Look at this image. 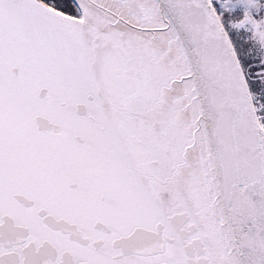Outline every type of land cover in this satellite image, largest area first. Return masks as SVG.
Returning a JSON list of instances; mask_svg holds the SVG:
<instances>
[{
	"label": "snow or ice",
	"instance_id": "6c2138e0",
	"mask_svg": "<svg viewBox=\"0 0 264 264\" xmlns=\"http://www.w3.org/2000/svg\"><path fill=\"white\" fill-rule=\"evenodd\" d=\"M0 264H264V0H0Z\"/></svg>",
	"mask_w": 264,
	"mask_h": 264
}]
</instances>
